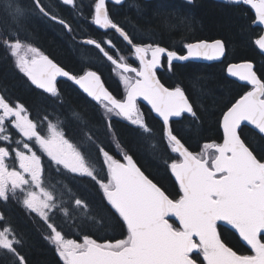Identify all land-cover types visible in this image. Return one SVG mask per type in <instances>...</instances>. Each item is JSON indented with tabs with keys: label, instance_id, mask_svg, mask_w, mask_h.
<instances>
[{
	"label": "snow or ice",
	"instance_id": "1",
	"mask_svg": "<svg viewBox=\"0 0 264 264\" xmlns=\"http://www.w3.org/2000/svg\"><path fill=\"white\" fill-rule=\"evenodd\" d=\"M109 2L122 5L123 0H92L91 8L83 0H60V5L77 12L88 8L91 22L105 30L104 38L85 37L82 43L97 50L113 72L120 70V96L99 70H66L26 43L32 15L56 22L70 34L74 31L43 0L29 5L0 0V53L39 97L29 108L0 90V264H31L27 242L7 211L12 202L43 229L59 264H264V150L257 147L264 145V72L251 61L226 64V76L242 82L241 92L214 113L219 139L197 142L194 148L189 141L204 116L198 99L179 84L166 86L158 70L172 71L174 62L192 59L223 62L226 42L202 38L177 49L155 38L138 40L110 15ZM225 3L239 10L241 19L245 7L254 10L251 23L264 25V0ZM194 5L195 0H185L186 8ZM107 30L126 43L130 57L116 55ZM254 43L264 52V34ZM58 77L72 81L102 110L103 133L77 112L71 117L82 127L69 133L67 117L58 111L63 108ZM138 102H146L159 121V145L178 188L175 196L146 175L127 150L113 153L112 148H123L118 136L109 145L101 138L115 136L114 119L128 122L142 137L154 138L156 130ZM184 119L192 123L191 134L174 126ZM76 178L95 185L102 208L125 230L123 238L99 242L87 234L82 240L67 236L62 225L94 218L92 206L69 186ZM172 218L176 224L170 223ZM226 231L233 232L243 250L231 244Z\"/></svg>",
	"mask_w": 264,
	"mask_h": 264
},
{
	"label": "trees",
	"instance_id": "2",
	"mask_svg": "<svg viewBox=\"0 0 264 264\" xmlns=\"http://www.w3.org/2000/svg\"><path fill=\"white\" fill-rule=\"evenodd\" d=\"M196 1L194 6L186 8L184 1L181 0H154L150 2L127 0L130 6L126 5V8L118 10L116 14H111L112 11H110L111 16L138 40L155 38L163 46H171L177 49H180L185 42L202 38H220L226 42L227 53L223 62L212 64L174 63L172 71H167L165 68L163 74L160 75L161 81L166 86L179 84L187 90L189 95L198 99L204 116L194 138L189 141L194 148L197 142L217 141L219 139L221 132L217 126V117L214 113L218 114L223 103L237 97L241 92L240 84L226 76V64L251 61L258 72H264V57L260 55L254 43L255 39L261 34V30L251 26V18L253 17L251 11L245 7L243 19H241L242 13L233 6L214 3L211 0ZM22 2L29 5L31 0H22ZM85 5L88 8L91 6ZM88 8H84L79 12L74 11V13L78 18L84 17L86 21L90 22ZM45 21L48 22L46 19ZM45 21L44 19L37 20L34 17V19L27 22L26 43H30L46 55L54 57V61L58 64V61H60L67 67H76L72 60V52L77 53L79 56L81 54L85 55L88 52L84 53L82 51H86V49L80 48L63 27ZM79 30L81 29L75 28L76 34L81 37H87L90 35L87 33H91L88 29L83 32ZM112 34L116 36V34ZM115 40L118 41L119 46L125 47L123 42L116 38ZM126 50L129 52L128 48ZM80 60L81 66H83V59ZM63 84L66 86L65 90H62L60 98L63 102V108L58 109V111H62L67 117L66 124L69 133L73 134L78 127H82L74 117H71V112H77L81 117L88 118L91 126L103 133L100 122L102 110L95 109L89 99L75 85ZM113 86L120 95L122 87L119 84ZM0 90H6V94L14 97L11 98L18 100L29 108H33L39 103L36 91L26 84L3 53H0ZM142 109L141 111L147 118L148 123L156 130L154 138L142 137L133 126L123 119L112 121L115 136L102 135L101 138L106 145H109L110 141L115 143V138L118 136L123 148H112L113 153L119 151L122 154L124 150H127L133 155L137 165L141 167L146 175H149L154 182L162 186L167 193L175 196L178 188L174 178L165 168L167 155L163 153L159 145V121L152 116L146 106H143ZM174 126L183 130L185 134H191L192 132V123L188 119H184ZM245 132L256 143L247 129ZM257 147L258 150H264V145L257 144ZM116 158L120 159V156ZM45 165H47L46 161ZM68 183L78 196L88 201L92 206L90 215L94 218L91 220L77 218L75 226H71V222L68 225H62L67 236L82 240V236L87 234L99 242L123 238L125 230L114 218L106 214L102 208L101 197L95 185L88 179L80 178ZM60 187L62 186L58 185V188ZM64 199H68L67 195L64 196ZM0 207H3V205H0ZM7 211L27 242L26 252L31 264H59V258L43 238V229L34 223L33 218L15 202L7 205ZM57 222L60 223V221ZM172 223L175 224L173 221ZM226 236L232 245L241 247L243 250L233 232L226 231Z\"/></svg>",
	"mask_w": 264,
	"mask_h": 264
},
{
	"label": "flooded vegetation",
	"instance_id": "3",
	"mask_svg": "<svg viewBox=\"0 0 264 264\" xmlns=\"http://www.w3.org/2000/svg\"><path fill=\"white\" fill-rule=\"evenodd\" d=\"M154 1V0H153ZM181 1H184V3H185V0H181ZM211 1H213L214 3H222V4H224V5H228V4H226L225 3V1H215V0H211ZM83 2H84V5L85 4H88V5H91L90 6V8L91 7H93V4H92V0H83ZM148 2H150V1H148ZM197 1L195 0V3H196ZM43 3L44 4H47V5H49L50 6V8H52L54 11H55V13L57 14V15H59L61 18H63L67 23H69L71 26H72V28H73V33H68L65 29V32L68 34V35H70V37H71V39L80 47V48H84V49H86V51H84V52H88L87 54H85V55H78L77 53H73L72 52V57H73V63H75L76 64V67H67V66H65V65H63L62 63H60V61H58L59 62V65H61V66H63L66 70H71V71H73V72H79L80 71V69L81 68H87V67H91V68H94V69H97V70H99L101 73H103V79L105 80V82H106V85L109 87V89L115 94V95H117V96H120L121 95V93H122V91H121V93H120V95L118 94V91H117V89L113 86L114 84H119L121 87H122V84L118 81V77L116 76V74L112 71V68H111V66L109 65V63L100 55V54H98V52H97V50H95L93 47H91V46H84L83 45V43H82V37L80 36V35H78V34H76L77 32L75 31V28H77V29H81V30H79V31H86L87 29L88 30H90L89 32H91V33H87V34H90L89 36H87L88 38H96V39H102V38H104V35H105V31H103V30H100L99 28H97L95 25H94V23H92L91 22V20H90V22H88V21H86L85 20V18L84 17H81V18H78L77 17V15L74 13V10H72L71 8H70V6H62V5H60V0H43ZM126 3H127V0H126V2L124 3V4H122V5H115L114 3H108L107 4V7H108V9H109V11H112V13L111 14H116L117 13V11L118 10H121V9H123L124 7L126 8ZM229 6V5H228ZM110 14V15H111ZM42 19H44V21H45V19L46 18H43V17H41ZM89 19H91V17L89 16ZM48 22H46V23H52V24H55V25H58V26H60V27H63V26H61L60 24H58V23H56V22H53V21H51V20H49V19H46ZM251 26H253L252 25V23H251ZM87 27V28H86ZM254 27V26H253ZM112 33H114L113 31H111V30H107V34H108V37H110L112 40H113V42H114V44H115V46H116V49H117V52H116V55L117 56H119L120 54H123L126 58H128V57H130V53L129 52H127V48H128V46H125V47H121V46H119L118 45V41H116L115 40V38L116 39H118L119 41H121L122 42V39L118 36V34H116V36H113V34ZM115 34V33H114ZM85 38V37H84ZM77 46V47H78ZM50 58H53L54 59V57H52V56H49ZM83 59V63H84V65L83 66H81V63H80V59ZM56 62V61H55ZM127 62H129V63H131V64H133V66H136V61L134 60V59H128L127 60ZM10 63H11V65H12V67L14 68V70L24 79V81L26 82V84H28L29 86H30V84H29V82L26 80V78L21 74V73H19L18 72V70L13 66V63H12V61H10ZM180 64H183V63H180ZM164 69L165 68H162V69H160V70H158V76L160 77V75H162L163 74V71H164ZM119 70V69H118ZM120 71V70H119ZM235 82V81H234ZM63 83H68V84H74L72 81H71V83L69 82V81H66V80H61V79H58V88H59V90H60V93L62 92V90H65V87L66 86H64V84ZM237 83V82H236ZM237 84H239V83H237ZM32 87V86H31ZM8 95V94H7ZM62 95V94H61ZM9 96V95H8ZM10 98L11 97H13V96H9ZM14 98V97H13ZM13 98H11V99H13ZM13 100H16V99H13ZM138 106H139V108L141 109V110H143L142 108H143V106H146L145 104H142V103H139L138 102ZM147 108H148V106H146ZM149 109V108H148ZM98 110V109H97ZM150 110V109H149ZM151 112V111H150ZM151 114H152V112H151ZM152 116L154 117V115L152 114ZM155 118V117H154ZM156 119V118H155ZM121 158V157H120ZM46 161V160H45ZM46 163H47V161H46ZM172 222V221H171Z\"/></svg>",
	"mask_w": 264,
	"mask_h": 264
},
{
	"label": "water",
	"instance_id": "4",
	"mask_svg": "<svg viewBox=\"0 0 264 264\" xmlns=\"http://www.w3.org/2000/svg\"><path fill=\"white\" fill-rule=\"evenodd\" d=\"M144 1H146V2H148V1H153V0H144ZM215 1H223V0H215ZM126 2V0H123V3L122 4H124ZM110 3H112V2H110ZM252 11V14H253V16H254V10H251ZM254 25V27H257V28H259L260 30H261V34H264V25H259V24H253ZM97 28H98V26H96ZM100 30H102V29H100ZM103 31H105V30H103ZM112 31V30H111ZM83 41V40H82ZM125 43V42H124ZM126 44V43H125ZM256 46V48H257V50H258V52L260 53V55H262L263 57H264V52H262L259 48H258V46L257 45H255ZM185 62H194V63H201V64H211V63H215V62H221V61H207V60H203V59H192V60H189V61H184V62H179V61H176V62H174V63H185ZM241 62H244V61H241ZM241 62H238V63H241ZM58 78H63V77H58ZM229 79H231V80H233V81H235V82H237V83H239V84H241L242 82H239V81H237L235 78H231V77H228ZM76 87L79 89V87L76 85ZM80 90V89H79ZM81 92H82V90H80ZM139 103H142V104H145L146 106H148L147 104H146V102H139ZM148 108L150 109V106H148ZM153 115H154V117H155V114L154 113H152ZM156 118V117H155ZM157 119V118H156ZM158 120V119H157ZM171 221H173V222H175V224L177 223L176 221H175V219L174 218H172V219H170V223H171Z\"/></svg>",
	"mask_w": 264,
	"mask_h": 264
},
{
	"label": "rangeland",
	"instance_id": "5",
	"mask_svg": "<svg viewBox=\"0 0 264 264\" xmlns=\"http://www.w3.org/2000/svg\"><path fill=\"white\" fill-rule=\"evenodd\" d=\"M126 5L130 6V3H126ZM34 17L37 18V20H43V19L41 18V16H39V15H32V16L29 18V20H30V19H34ZM29 20H28V21H29ZM28 21H27V22H28ZM82 52H84V51H82ZM84 53H85V52H84ZM85 54H87V53H85ZM114 73L116 74L117 77H119V75L121 74L120 71L117 70V69H115V72H114Z\"/></svg>",
	"mask_w": 264,
	"mask_h": 264
},
{
	"label": "bare ground",
	"instance_id": "6",
	"mask_svg": "<svg viewBox=\"0 0 264 264\" xmlns=\"http://www.w3.org/2000/svg\"><path fill=\"white\" fill-rule=\"evenodd\" d=\"M127 17V16H126ZM125 24V23H124Z\"/></svg>",
	"mask_w": 264,
	"mask_h": 264
}]
</instances>
